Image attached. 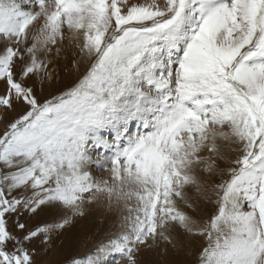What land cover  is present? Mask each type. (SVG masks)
<instances>
[{
  "label": "rangeland",
  "instance_id": "obj_1",
  "mask_svg": "<svg viewBox=\"0 0 264 264\" xmlns=\"http://www.w3.org/2000/svg\"><path fill=\"white\" fill-rule=\"evenodd\" d=\"M0 264H264V0H0Z\"/></svg>",
  "mask_w": 264,
  "mask_h": 264
}]
</instances>
